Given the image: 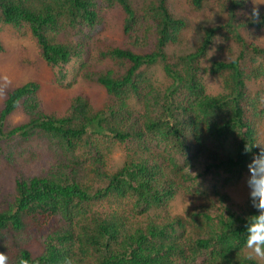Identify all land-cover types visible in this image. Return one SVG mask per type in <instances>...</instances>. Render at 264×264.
<instances>
[{
	"label": "trees",
	"instance_id": "obj_1",
	"mask_svg": "<svg viewBox=\"0 0 264 264\" xmlns=\"http://www.w3.org/2000/svg\"><path fill=\"white\" fill-rule=\"evenodd\" d=\"M224 1L226 23L207 27L193 51L173 58L165 48L180 42L186 23L167 0H0V52L6 28L29 35L56 85L70 87L79 75L111 96L96 109L75 94L60 114L45 108L36 80L6 92L0 157L11 164L26 143L42 139L54 159L38 174L18 173L13 201L0 202V254L11 240V264H264L244 245L247 217L257 213L250 198L240 205L220 190L248 173L264 147V94L247 85L264 77L256 62L264 63V46L239 31L264 28V12L237 18L251 0ZM118 9L128 46L106 45L97 54L124 71L98 70L85 38L103 25L105 12ZM220 29L240 51L203 67ZM74 58L77 69L69 67ZM154 64L164 82L147 72ZM204 73L221 77V93L207 92ZM18 109L23 121L9 126ZM114 148L123 156L118 167ZM200 157L201 169L191 172L190 158ZM178 195L194 200L185 214L170 210ZM33 241L38 254L28 249Z\"/></svg>",
	"mask_w": 264,
	"mask_h": 264
},
{
	"label": "rangeland",
	"instance_id": "obj_2",
	"mask_svg": "<svg viewBox=\"0 0 264 264\" xmlns=\"http://www.w3.org/2000/svg\"><path fill=\"white\" fill-rule=\"evenodd\" d=\"M131 1L136 5L137 0ZM251 2L252 5L247 10L238 11L236 14L237 18L241 15H249V10L253 11L255 9L258 12H264V0H251ZM167 5L174 16L182 18L186 23L180 42L168 44L165 48L166 53L173 58L193 51L202 39L207 27L220 26L228 20L227 2L224 0H208L200 8L191 5L190 0H167ZM122 17L123 12L121 9L105 12L103 25L95 27L90 33L88 32L89 35L85 38L90 50L88 62L98 70L112 69L115 73L124 71V68L119 67L116 61L110 58H100L97 54L99 48H103L106 45L128 46L122 32ZM239 31L246 40H254L264 46V28L257 29L248 26V28H240ZM2 41L3 51L0 52V108L6 92L28 80H36L40 83L39 96L43 100L45 108L50 112L55 111L62 114L68 107L72 97L78 93L86 95L96 109L101 108L106 102L110 101L111 96L102 85L95 81H87L79 75L70 87L56 85L53 82L51 70L43 64L35 43L29 35L20 37L10 28H6L2 33ZM239 51L240 46L227 38L225 29H220L216 33L206 57L201 60V65L208 67L210 60L229 59L235 57ZM245 60L249 62L248 64H251L248 61V54ZM256 62L262 63L264 67L261 58L257 57ZM69 67L77 69L78 64L75 58ZM147 72L157 82H164L166 79L159 64L151 65L147 68ZM202 80L207 92L211 95H217L224 89L223 82L219 76L204 73ZM247 85L251 92L262 91L264 94V77L259 80H251ZM23 119L24 114L18 109L7 118L6 124L9 126L15 125L23 121ZM259 135L260 141L264 142V124L260 126ZM112 160L114 167L121 165L123 156L119 149L114 148L112 151ZM190 160L189 169L191 172L201 169V163H203L201 157L198 159L190 158ZM53 161L48 143L42 139H34L26 143L24 149L20 151V155H17L11 164L6 162L3 157H0V202L8 205L13 201L15 196V177L18 173L38 174L48 169ZM247 176L248 173H245L236 183L224 186L220 185L218 179L216 182L219 183L220 190L227 193L233 202L243 205L249 197L246 185ZM193 202L192 198L178 195L172 201L170 210L172 213L185 214ZM28 249L34 254H38L41 251V246L36 241H33L28 245ZM15 253L16 246L11 240H8L3 252V255L8 258L6 264H11V259Z\"/></svg>",
	"mask_w": 264,
	"mask_h": 264
},
{
	"label": "clouds",
	"instance_id": "obj_3",
	"mask_svg": "<svg viewBox=\"0 0 264 264\" xmlns=\"http://www.w3.org/2000/svg\"><path fill=\"white\" fill-rule=\"evenodd\" d=\"M252 15H258L255 9ZM246 151H251V147L246 148ZM247 168L248 195L257 213L247 217L244 245L256 257L264 258V147H261L258 155L253 156ZM7 259L6 255L0 254V264H6Z\"/></svg>",
	"mask_w": 264,
	"mask_h": 264
}]
</instances>
